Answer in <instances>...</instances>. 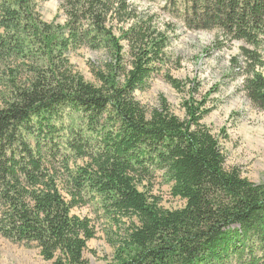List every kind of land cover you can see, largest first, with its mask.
Returning a JSON list of instances; mask_svg holds the SVG:
<instances>
[{
    "label": "trees",
    "instance_id": "trees-1",
    "mask_svg": "<svg viewBox=\"0 0 264 264\" xmlns=\"http://www.w3.org/2000/svg\"><path fill=\"white\" fill-rule=\"evenodd\" d=\"M17 1L13 7L14 0H0L2 26L12 21L20 36L35 21L33 25L48 33V26L36 20L30 0ZM204 5H210L215 16L206 22H220L233 40L251 43L264 37V24L259 22H264V0H206ZM65 7L72 22L77 14L89 27L77 26L80 20L74 26L71 22L65 47L71 41L79 42V31L88 34L89 41L97 40V35H90L96 33L111 43V20L129 25L137 19L123 0H66ZM20 18L29 21L23 23ZM151 20L131 25L123 35L128 42V62L122 84L98 71L94 76L99 86L91 85L67 71L66 61L50 60L52 66L46 69L35 66L25 78L15 74L24 64H8L10 90L0 105V200L5 208L0 235L33 240L50 264H87L83 252L95 232L88 219L71 216V210L84 204L82 195L89 192L100 195L117 214L139 220L140 225L117 252L119 256L129 254L120 264H228L233 258L237 264H264V183L254 186L224 170L216 140L198 124L197 108L187 107L186 122L165 113L147 121L131 98L166 63L167 39L151 31ZM255 23L257 27L252 26ZM14 38L0 36V62L8 63L9 52L22 44ZM114 49L119 52V45L114 44ZM243 57L249 71L243 91L264 111V76L257 71L264 66V57L245 48ZM167 80L180 89L177 81ZM109 107L113 113L106 112ZM63 108L86 114L87 126L72 132L73 141L66 140L69 129L62 121ZM105 112L103 130L114 119L121 129L115 137L100 140L96 131ZM15 139L20 145L13 144ZM153 153L157 167L172 183L171 195L186 199L183 209H160L151 196L138 190L151 177L143 160ZM71 157L86 162L72 172L71 201H67L49 167L63 165L68 171Z\"/></svg>",
    "mask_w": 264,
    "mask_h": 264
},
{
    "label": "rangeland",
    "instance_id": "rangeland-1",
    "mask_svg": "<svg viewBox=\"0 0 264 264\" xmlns=\"http://www.w3.org/2000/svg\"><path fill=\"white\" fill-rule=\"evenodd\" d=\"M66 0H30V8L37 21L48 26L47 33L33 21L29 29L19 36L11 21L5 27L0 11V36L14 35V40L22 44L14 46L9 52L8 63L0 62V98L7 94L9 79L7 66L10 63L23 65L15 72L16 76L25 78L29 70L42 65L49 68L50 60L66 61L67 71L78 75L84 82L99 86L94 74L98 71L110 74L114 82L122 84L123 70L127 68L128 42L125 35L130 26L133 27L151 20V31L162 34L167 39L164 50L165 64L159 66L157 73H152L133 92L131 98L144 119L150 121L155 114L165 113L176 117L181 122L188 120L187 107L197 108L200 114L198 124L216 140L223 158V168L228 173H236L243 182L254 186L264 183V111L257 109L246 97L243 83L249 76L248 62L243 57V48L257 51L264 57V37H259L251 43L244 39L233 40L226 35L220 22L207 23L213 20L214 9L204 5L206 0H123L134 11V19L129 25L111 20L113 41L110 43L96 33L97 40L89 41L90 37L79 31L78 43L71 41L65 47L69 26H77L88 30V21L77 16L74 21L67 14ZM215 1V0H214ZM18 3L14 0L13 7ZM132 16V13L131 15ZM25 17V16H24ZM79 18V19H78ZM34 19V18H33ZM26 22L27 19H19ZM72 22V25H71ZM261 24V21H259ZM109 24V26H110ZM23 26V25H22ZM34 26V28H32ZM84 26V28H83ZM252 26L257 27L256 23ZM22 38L20 39V37ZM37 37V40L35 39ZM44 38V42H43ZM117 42V43H116ZM119 45L120 51L114 49ZM19 54V55H18ZM124 59L121 63L118 61ZM264 61V59H263ZM158 66V65H156ZM49 70V69H48ZM53 70V69H52ZM264 76V66L257 69ZM126 73V70H125ZM167 79L178 82L180 89H175ZM25 79L16 84H22ZM12 88V86H11ZM3 97L2 105L6 101ZM3 106V105H2ZM62 115L66 132V140L72 137V132L82 130L87 126L86 114L77 109L63 108ZM106 112L113 113L111 107ZM104 120L96 133L100 140L105 136L115 137L120 132L119 122L103 126ZM19 134V132H18ZM29 139V137H25ZM32 142V141H31ZM13 144L20 145L19 139ZM16 150L22 147L15 146ZM73 150H70V152ZM149 152V148L147 150ZM6 152L5 156L10 157ZM41 156V155H40ZM43 157V156H42ZM152 158V159H151ZM156 155L143 160L151 173L148 181L138 185V190L151 196V201L160 209L178 211L186 206V199L171 195L172 183L165 171L157 167ZM68 171L60 166H50L58 178L57 185L62 197L71 201V176L76 168L82 167L85 160L71 157ZM153 160V161H151ZM55 165V164H54ZM85 203L72 208L71 216L88 219L94 229L95 236L86 242L83 258L87 264H120L123 257L117 253L124 239L140 225L136 216H122L110 209L103 198L96 193L82 195ZM3 200H0V219L3 210ZM234 228H239L235 226ZM231 229V228H230ZM241 232V231H240ZM255 250H259L255 245ZM124 250V249H122ZM259 252H256V254ZM0 264H50L40 255L37 243L27 238L7 239L0 235ZM228 264L234 263V258Z\"/></svg>",
    "mask_w": 264,
    "mask_h": 264
}]
</instances>
